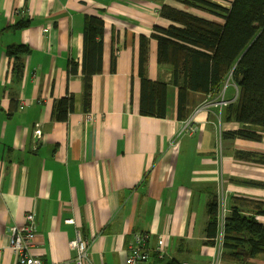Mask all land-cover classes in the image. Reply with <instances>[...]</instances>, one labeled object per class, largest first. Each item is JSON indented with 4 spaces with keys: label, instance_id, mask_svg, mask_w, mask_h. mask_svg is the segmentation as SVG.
<instances>
[{
    "label": "crops",
    "instance_id": "0c3cea01",
    "mask_svg": "<svg viewBox=\"0 0 264 264\" xmlns=\"http://www.w3.org/2000/svg\"><path fill=\"white\" fill-rule=\"evenodd\" d=\"M162 5L223 24L172 0H0V264L14 263L9 230L27 212L34 214L31 253L45 264H74L69 242L77 230L91 242L92 264H123L136 235L148 238L143 264H264V252L243 263L219 257L206 231L213 199L224 228L235 200L264 210V164L255 162L264 155V132L259 142L226 136L241 127L223 113L238 95L226 80L219 101L186 93L184 120L194 131L178 135V88L171 68L157 64L150 38L155 26L175 25L159 15ZM91 19L102 23L101 34L87 38ZM17 23L27 26L15 29ZM140 36L149 40L144 73ZM12 45L28 50L16 62L6 54ZM143 77L167 85L164 118L140 113ZM67 96L73 109L56 121L55 105ZM242 152L256 157L240 158ZM236 206L255 214L254 205ZM255 220L264 225L263 214ZM158 237L164 260L153 252Z\"/></svg>",
    "mask_w": 264,
    "mask_h": 264
},
{
    "label": "trees",
    "instance_id": "16d2710c",
    "mask_svg": "<svg viewBox=\"0 0 264 264\" xmlns=\"http://www.w3.org/2000/svg\"><path fill=\"white\" fill-rule=\"evenodd\" d=\"M163 1V0H162ZM185 7L202 10L223 19V24L210 22L162 5L159 15L175 25L167 28L155 26L150 38L157 43V64L168 66L172 82L178 88L177 111L179 121L184 120L185 96L188 91L209 95L213 101L223 96V85L230 80L238 89L235 102L225 106V118L238 123V130L226 133L228 138L259 142L264 132V0H218L229 8L209 0H172ZM88 37L101 34L102 23L90 20ZM93 23V24H92ZM17 23L14 28L26 27ZM148 38L139 37L138 70L144 73L147 62ZM28 50L22 45H12L6 54L14 61ZM90 76H83L84 109L90 102ZM167 85L141 80L140 113L149 117L164 118L167 111ZM73 109V98L60 99L53 111L56 121H65ZM240 158L256 157L253 153H240ZM255 162L264 164V155ZM254 205L255 214L246 216L236 205ZM209 221L207 236L215 235L217 226V201L211 200L207 208ZM264 215L262 205L235 200L229 217L225 218L223 254L237 263L264 252V225L255 220ZM168 264H178L171 261Z\"/></svg>",
    "mask_w": 264,
    "mask_h": 264
},
{
    "label": "built area",
    "instance_id": "2783aa9c",
    "mask_svg": "<svg viewBox=\"0 0 264 264\" xmlns=\"http://www.w3.org/2000/svg\"><path fill=\"white\" fill-rule=\"evenodd\" d=\"M22 13V12H21ZM46 31V30H45ZM226 105L225 102H219V106ZM87 115V119L91 120L92 116ZM192 123L190 120H184L181 123L180 130L178 135L191 133L193 132ZM42 134L40 129H35L33 132V137L36 140L41 138ZM226 211L222 209V215ZM34 214L32 212H27L24 215V223L20 226H13L10 228V241L9 246L11 251L15 256V261L13 264H45L37 257L33 256L31 249L33 246V241L35 238V228L33 225ZM66 224L74 225L75 222L73 219L65 220ZM216 234L213 237L215 246L217 248V255L223 253L224 245V218L223 221L217 219ZM146 235H136L134 237L133 243L129 246L127 256L123 264H143L149 260L151 252L146 247L147 242ZM90 241L83 239L80 232L76 231V237L74 240L69 242V247L74 251L75 257L73 260L74 264H92L89 255ZM153 252L157 255L159 260H164L166 252L163 247V239L158 237L156 240V246L153 249Z\"/></svg>",
    "mask_w": 264,
    "mask_h": 264
},
{
    "label": "rangeland",
    "instance_id": "374dc122",
    "mask_svg": "<svg viewBox=\"0 0 264 264\" xmlns=\"http://www.w3.org/2000/svg\"><path fill=\"white\" fill-rule=\"evenodd\" d=\"M213 1H215V0H213ZM224 5H225V3H224ZM227 5V4H226ZM228 8H229V6H228ZM210 104H212V102L210 103ZM226 104V103H225Z\"/></svg>",
    "mask_w": 264,
    "mask_h": 264
}]
</instances>
